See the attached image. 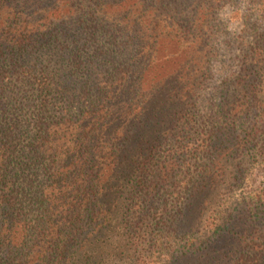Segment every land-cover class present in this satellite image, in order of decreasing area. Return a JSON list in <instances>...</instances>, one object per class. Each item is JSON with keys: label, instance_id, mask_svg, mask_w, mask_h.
Segmentation results:
<instances>
[{"label": "trees", "instance_id": "trees-1", "mask_svg": "<svg viewBox=\"0 0 264 264\" xmlns=\"http://www.w3.org/2000/svg\"><path fill=\"white\" fill-rule=\"evenodd\" d=\"M234 0H0V264H264V25L217 89Z\"/></svg>", "mask_w": 264, "mask_h": 264}, {"label": "rangeland", "instance_id": "rangeland-1", "mask_svg": "<svg viewBox=\"0 0 264 264\" xmlns=\"http://www.w3.org/2000/svg\"><path fill=\"white\" fill-rule=\"evenodd\" d=\"M211 38L212 65L200 89L198 112L211 116L217 104L220 83L233 74L248 54L264 25V0H234L217 13ZM264 177V163L255 164L245 180L255 186Z\"/></svg>", "mask_w": 264, "mask_h": 264}]
</instances>
